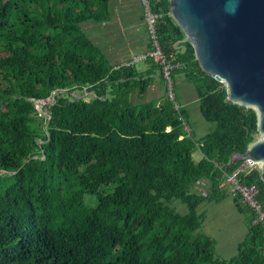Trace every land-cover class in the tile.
<instances>
[{
	"label": "trees",
	"instance_id": "16d2710c",
	"mask_svg": "<svg viewBox=\"0 0 264 264\" xmlns=\"http://www.w3.org/2000/svg\"><path fill=\"white\" fill-rule=\"evenodd\" d=\"M110 1L0 0V264H264V222L222 185L236 172L264 209L260 167L229 166L257 140V110L228 101L226 84L202 70L170 0L150 1L179 63L175 90L182 73L215 126L198 140L167 93L134 100L151 72L111 64L83 27L108 20ZM83 89L95 96H71ZM229 195L248 232L219 258L198 208Z\"/></svg>",
	"mask_w": 264,
	"mask_h": 264
},
{
	"label": "water",
	"instance_id": "95a60500",
	"mask_svg": "<svg viewBox=\"0 0 264 264\" xmlns=\"http://www.w3.org/2000/svg\"><path fill=\"white\" fill-rule=\"evenodd\" d=\"M169 8L185 33L181 42L193 45L205 73L226 84L227 100L257 110V140L229 166L260 163L264 180V0H170Z\"/></svg>",
	"mask_w": 264,
	"mask_h": 264
},
{
	"label": "crops",
	"instance_id": "0c3cea01",
	"mask_svg": "<svg viewBox=\"0 0 264 264\" xmlns=\"http://www.w3.org/2000/svg\"><path fill=\"white\" fill-rule=\"evenodd\" d=\"M141 8L142 6L139 0H111L109 11L110 16L108 20L101 23H85L86 25H93V31L84 29L93 39V42L103 50L111 64H120L149 48L150 42L145 25L144 13ZM137 69L143 74H146L148 71L151 72L150 74L154 81L149 87L147 93L140 97L136 92L134 98H138V101H145L150 99L160 100L163 96H166V83L161 78L159 70L157 69V71H155L154 63L151 61L141 62ZM180 74L182 73L177 75ZM184 80L187 81L185 77ZM187 82L188 84L191 83L190 81ZM177 89L179 90V88H177L176 80V91ZM178 96L183 98L185 106L181 104L180 100L179 102L186 112H188L186 103H188L190 99H194V101L199 99L196 86L193 83L191 87L187 85L183 90L177 91V98ZM186 98L189 100H186ZM216 202L222 206L220 210L226 214L227 217H241L239 218L241 234H238L237 237L235 236V233L228 230L226 236L221 240L212 229H205V220L202 225L203 231L201 232L212 236L216 240L215 255L216 251L222 247L223 254L220 257L227 258L233 256L237 252V244L244 239L248 232V221H245V217H243L244 213L239 211L233 197L230 198L227 196ZM217 214V216H222L220 213ZM231 238L236 239L232 241ZM228 248L231 249V252L226 253L225 249Z\"/></svg>",
	"mask_w": 264,
	"mask_h": 264
},
{
	"label": "rangeland",
	"instance_id": "374dc122",
	"mask_svg": "<svg viewBox=\"0 0 264 264\" xmlns=\"http://www.w3.org/2000/svg\"><path fill=\"white\" fill-rule=\"evenodd\" d=\"M84 28L86 30H90V31H93V25H90V24H84ZM93 34V33H92ZM146 61H150V60H146ZM141 62H144V61H139V62H136V67H138V65H140ZM184 75L183 74H180V75H177L176 77V80H177V88H179V90H183L187 85L188 86H192V82L190 84H188V80L185 81L184 80ZM177 89V91H179ZM176 91V92H177ZM167 92V90H166ZM71 96H75V97H83L85 99H90L92 96H95V93L93 92H89L87 91L86 89H83V90H76L74 91ZM51 98V100L49 99ZM48 99H44V104L39 101V102H36L38 103L37 104V108L40 112V114H44L46 115V105H48V103H51L54 99L53 97H49ZM179 98V99H178ZM177 98V101L181 102L182 105H184V101H183V98H181V96H178ZM133 99H134V96H133ZM135 100V99H134ZM186 100H189L188 98H186ZM179 102V106H181ZM187 104V107H188V112H189V115H188V125L186 128H190V130L192 131V133L194 134L195 138L196 139H201L203 136H205L207 133H209L211 130H213L214 126H215V123L214 122H211L209 120H207L201 110H200V101L199 99H197L196 101H194V99H190L188 101ZM185 106V105H184ZM259 135V133L257 134V136ZM201 157V153L200 151H196L194 153V158L195 160H198L199 158ZM254 164H251L249 162H245L243 163L242 167H250V166H253ZM256 165H258L259 167L261 166L260 163H256ZM228 197H232L231 195H229ZM175 203H177L179 205V211L181 212H186L187 210V207L186 205L180 203L179 201H176ZM222 206H220V204H218L216 202V200L214 201H205L203 202L198 210L199 212H201L202 214H204L205 216V229H212L213 232L222 240V238L224 236H226V232L228 230H230L231 232L235 233V236L237 237L238 234L240 235L241 234V231H240V228H241V224H240V219L241 218L239 216V218H235V217H227L226 214H224L220 209H221ZM217 213H220L222 214V216H217L218 214ZM245 215V216H244ZM243 217H245V221L247 220L248 221V217H249V214L248 213H244ZM201 231H203V228L201 229ZM232 241L235 240L236 238H231ZM222 244V243H221ZM225 252L226 253H229L231 252V249L228 248V249H225ZM236 252V251H234ZM223 254V251H222V247L219 248L218 251H216V256L221 258L220 256ZM227 258H230V257H227Z\"/></svg>",
	"mask_w": 264,
	"mask_h": 264
},
{
	"label": "built area",
	"instance_id": "2783aa9c",
	"mask_svg": "<svg viewBox=\"0 0 264 264\" xmlns=\"http://www.w3.org/2000/svg\"><path fill=\"white\" fill-rule=\"evenodd\" d=\"M139 2L144 13L150 46L146 51L134 55L131 59L120 63V65L130 66L139 61H152L158 66L159 73H161L165 79L167 95L174 101L175 107H178L179 102L177 101L173 71L179 66V63L174 62V58H169L161 46L157 32V22L160 15L151 10V1L139 0ZM49 99L51 100V98ZM39 101L40 100L36 102ZM41 102L44 104V100ZM222 185L225 187L228 186L233 197L238 196L243 205L251 208L255 213L253 220L254 224L264 222V209L257 198L258 188L255 184L245 185L241 183L237 178L236 172H234L226 176Z\"/></svg>",
	"mask_w": 264,
	"mask_h": 264
}]
</instances>
